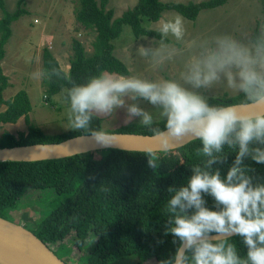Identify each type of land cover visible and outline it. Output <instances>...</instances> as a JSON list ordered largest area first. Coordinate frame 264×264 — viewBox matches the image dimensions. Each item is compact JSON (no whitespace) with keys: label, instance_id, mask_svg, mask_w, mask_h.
<instances>
[{"label":"clouds","instance_id":"1","mask_svg":"<svg viewBox=\"0 0 264 264\" xmlns=\"http://www.w3.org/2000/svg\"><path fill=\"white\" fill-rule=\"evenodd\" d=\"M157 31L159 43L139 44L137 55L154 70L179 64L178 77L150 80L103 71L86 83H72L64 96L68 129L100 148L115 146L117 136L93 129L92 121L122 109L124 123L147 128L160 151H172L186 139L199 141L200 163L185 183L167 188L163 235L172 238L175 250L158 264H264V175L255 167H264V23L240 37L189 40L184 18L176 15L161 18ZM31 75L69 79L57 67ZM216 86L240 99L210 103L206 93ZM144 156L156 172V151Z\"/></svg>","mask_w":264,"mask_h":264},{"label":"trees","instance_id":"2","mask_svg":"<svg viewBox=\"0 0 264 264\" xmlns=\"http://www.w3.org/2000/svg\"><path fill=\"white\" fill-rule=\"evenodd\" d=\"M71 1L75 30L95 33L91 52L86 54L80 41L71 38L66 71L69 79H41L45 98L67 90L72 83H86L103 71L128 75L126 65L113 53L112 40L119 36L122 26H127L134 37H155L159 41L158 31L144 27L143 21H157L164 10L175 11L193 21L200 10L221 6L227 0H136L116 17L111 9L105 8L108 0ZM24 6L25 0H15L13 10L7 11L0 0V60L11 34V23L28 14ZM260 6L264 19V0H260ZM257 25L251 33L258 31ZM51 67L60 68L50 51L43 47L41 70ZM7 86V77L0 68V105H4L0 123H14L23 117L26 131L16 135L1 132L0 147L58 142L80 134L72 130L42 133L29 122L30 103L25 91L20 89L9 99H3L1 92ZM208 98L212 104L236 103L240 99L235 94ZM100 122V117L94 118L92 128L99 129ZM155 126L162 128L163 122L156 120ZM111 132L151 134L134 122ZM199 147H202L199 141L191 140L169 152L156 151L161 164L156 172L147 166L146 152L120 149L95 150L58 159L0 161V217L7 219L6 211L14 206L24 189H50L54 198L48 203L49 210L40 217L34 229H29L49 249L50 244L60 243L72 231V249L83 254L84 264H108L126 256L135 258L131 264H158L175 250L172 238L163 235L167 219L165 205L169 198L167 188L186 182L192 174L191 167L200 163L201 157L196 152ZM223 167L226 169L227 165ZM255 167L264 175V167ZM208 206H212L210 198ZM160 240L163 243H158ZM236 242L241 251H245L238 238Z\"/></svg>","mask_w":264,"mask_h":264},{"label":"rangeland","instance_id":"3","mask_svg":"<svg viewBox=\"0 0 264 264\" xmlns=\"http://www.w3.org/2000/svg\"><path fill=\"white\" fill-rule=\"evenodd\" d=\"M97 2L99 0H96ZM136 0H108L106 9H111L113 17L131 7ZM175 2L200 0H163ZM7 11L14 8L15 0H3ZM28 14L21 16L10 25L11 34L4 44L5 60H0L1 72L7 77L8 86L1 92L3 99H9L16 91H25L29 103V122L36 125L44 134H58L68 131V104L64 100L66 90L45 98L41 79L32 78V73L41 70V50L50 48L57 55L56 61L61 68L66 69L67 59L71 54L70 40L76 38L82 44L86 54L91 52V42L94 38L92 30H75L73 19L74 3L71 0H25ZM1 14V12H0ZM178 15L175 11L164 10L155 21H143L146 28L157 30L161 18L171 19ZM186 39H200L221 34H231L237 37L250 34L256 23L257 27L264 23L261 14L260 0H227L223 5L202 9L193 21L184 19ZM13 24V25H12ZM29 31V32H28ZM24 34L23 36H21ZM19 45L17 46V44ZM143 43L145 46H156L159 41L151 37H134L127 26H122L119 36L112 40L113 53L127 67L128 75H136L150 80L161 78H177L181 70L179 64L172 63L164 68L154 70L148 60L139 57L136 48ZM48 44V45H47ZM49 50V49H48ZM6 52V53H5ZM12 54V56H10ZM234 95L220 86L214 87L207 96ZM145 107H148L145 105ZM4 105H0V111ZM151 110V109H150ZM100 127L106 132L124 125L125 113L117 110L113 117H100ZM159 120V119H156ZM137 123L136 121H133ZM7 131L13 135L25 132L26 124L23 117L14 123H0V134ZM17 199L14 206L6 211V218L14 223L22 224L26 229H34L37 221L49 210L48 203L54 198L50 189L26 188ZM70 231L58 244H50V250L69 264H84L82 253L73 251ZM87 246V245H86ZM135 258L126 256L108 264H131Z\"/></svg>","mask_w":264,"mask_h":264},{"label":"water","instance_id":"4","mask_svg":"<svg viewBox=\"0 0 264 264\" xmlns=\"http://www.w3.org/2000/svg\"><path fill=\"white\" fill-rule=\"evenodd\" d=\"M117 136V144L100 148L88 136H71L58 142L32 143L0 147V161H38L58 159L102 149L127 151H160L151 134L109 132ZM191 141L186 139L181 147ZM0 264H69L57 257L37 236L22 224L0 217Z\"/></svg>","mask_w":264,"mask_h":264},{"label":"crops","instance_id":"5","mask_svg":"<svg viewBox=\"0 0 264 264\" xmlns=\"http://www.w3.org/2000/svg\"><path fill=\"white\" fill-rule=\"evenodd\" d=\"M13 25V24H12ZM29 32V31H28ZM14 34V32L11 34V36ZM24 34H22L21 36H23ZM10 36V37H11ZM19 45V43L17 44V46ZM48 45V44H47ZM49 49V51H50V53L52 54V56L55 58V59H57L56 57H57V55L54 53V52H52V50L50 49V48H48ZM4 50H5V48H4ZM6 53V52H5ZM10 56H12V54H10ZM7 57H9V55L7 56ZM6 56H5V54L3 55V57H2V62H3V60H5L6 58H7ZM69 58V57H68ZM57 61H58V59H57ZM60 66V65H59ZM61 68V67H60ZM62 70H64L65 72L67 71V69H68V59H67V65H66V69H64V68H61Z\"/></svg>","mask_w":264,"mask_h":264}]
</instances>
